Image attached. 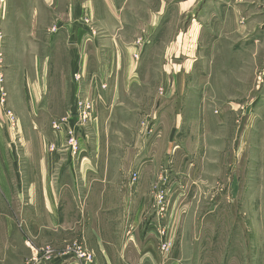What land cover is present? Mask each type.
Listing matches in <instances>:
<instances>
[{
    "label": "rangeland",
    "instance_id": "obj_1",
    "mask_svg": "<svg viewBox=\"0 0 264 264\" xmlns=\"http://www.w3.org/2000/svg\"><path fill=\"white\" fill-rule=\"evenodd\" d=\"M170 5L174 10L167 12L175 16L161 18L156 28L171 25L164 41L174 44L175 56L165 62L161 50L149 73L160 76L168 64L177 82H169L167 89L162 82H146L148 89L132 95L142 104L139 113H97L96 100L80 89L69 99L66 113H53V107L43 115L34 109L25 113L21 100L33 92L45 101L55 92L64 93L39 88L51 69L44 61L53 49L50 38L57 25L54 17L38 16L41 0H0V90L5 92L3 97L0 91V156L9 164L12 150L22 161L28 148L22 141H35L38 134L49 141L47 150L65 155L87 149L120 158L121 153L142 154L135 167L126 163L131 181L124 192L108 199L144 204L133 230L141 238L140 248L127 244L128 259L115 258V264H138L145 237L155 239L152 251L157 257L167 254V264H264V0H169ZM197 54L205 57L200 70ZM226 56L230 65L220 64ZM199 74L206 76L210 113L199 114L196 108L184 115L166 114L162 108L150 112L154 93L171 97L174 107L182 108L186 95L196 97L203 86ZM73 80L80 83L81 72ZM24 83L34 90L24 89ZM35 104L39 108L38 100ZM56 104L63 109L61 98ZM7 110L16 117L14 128ZM41 118L45 129H31L29 123ZM29 148L35 152L37 147ZM121 164L110 159L109 169L118 170ZM121 178L117 172L109 174L112 184ZM136 182L142 193L134 195ZM128 222L130 228L133 221ZM118 237L111 233L116 243ZM165 241L170 243L168 253L162 247ZM77 246L85 247L77 241L70 248ZM119 247L115 245V253Z\"/></svg>",
    "mask_w": 264,
    "mask_h": 264
},
{
    "label": "crops",
    "instance_id": "obj_2",
    "mask_svg": "<svg viewBox=\"0 0 264 264\" xmlns=\"http://www.w3.org/2000/svg\"><path fill=\"white\" fill-rule=\"evenodd\" d=\"M41 1L43 12L38 16L54 17L57 30L50 38L53 43H50L53 47L51 54L44 61V67L50 66L51 69L47 81L44 84L41 81L39 88L41 85L45 93L61 88L64 93L55 92L46 101L39 93L27 94V98L24 96L21 100L25 113L30 114L34 109L45 115L53 107V113H66L69 99H73L80 89L96 100L97 113H139L142 104L132 95L148 89L146 82H162L166 89L169 82H177L175 74L167 69L168 64L160 76L149 73L151 66L155 65L153 59L161 50H164L165 62L175 56L174 44L171 40L164 41L171 33V27L167 26L171 25L156 28L161 18L175 16L167 12L175 7L167 6L169 0ZM18 10L21 11L19 7ZM219 47L221 43L215 44L217 54L221 50ZM202 56L197 54L194 58L198 62L193 59L198 63V70L206 65ZM221 63L230 65L227 56L221 57ZM78 71L82 74L80 83L73 80ZM198 79L203 86L196 97L186 95L182 108L174 107L171 97L163 98L154 93V102H151L155 104L150 106L153 108L150 112L162 108L166 114L184 115L195 110L190 108H196L199 114L210 113L204 87L205 74H199ZM101 83L106 84L104 89ZM23 88L34 90L25 83ZM60 98L64 102L63 109H57ZM29 124L31 129H45V119L42 121V118ZM48 142L39 134L35 141L24 139L22 145L28 148H25L22 161L19 157L14 158L12 150H9L11 163L6 164L7 161L0 156V264H76L75 252L71 253L68 247L77 241L95 256L93 264H113L115 258L119 261L128 259L127 244L132 246L134 243L136 248L141 245V238L134 236L133 230L135 221L143 215L144 204L123 205L119 199H113L124 192L127 182L130 184L126 163H134L135 167L141 162L142 154L121 153L120 158L102 150L89 152L87 149L77 155H65L47 150ZM127 144L138 146L141 141L124 145ZM35 146V152L34 148H29ZM110 159L122 163L118 170L109 169ZM113 172L122 177L118 183L109 181V174ZM116 186L119 187L117 193ZM131 190L134 195L142 193L139 182L134 183ZM111 194L114 198L108 200ZM129 219L133 221L130 228ZM112 232L119 236L117 243L111 239ZM218 233L221 231L214 230L215 235ZM143 240L138 264L168 263L167 254L163 257L158 254L157 257L152 251L156 246L155 239L145 237ZM115 245L119 247L117 253Z\"/></svg>",
    "mask_w": 264,
    "mask_h": 264
},
{
    "label": "built area",
    "instance_id": "obj_3",
    "mask_svg": "<svg viewBox=\"0 0 264 264\" xmlns=\"http://www.w3.org/2000/svg\"><path fill=\"white\" fill-rule=\"evenodd\" d=\"M2 81H3V76L1 75L0 82ZM0 91H1L2 96L4 97L5 95L4 89H1ZM2 102H4V98H2ZM5 114H6V117L8 118L9 123L11 124V127L14 128V126L16 125V117L14 113L11 110H7ZM162 247L165 248L167 252L170 250V243L168 241H165ZM69 250H72V252H75V255L77 257L75 261L76 264H93L95 261V256L91 252L85 249H82V247L80 246H77L74 248L69 247Z\"/></svg>",
    "mask_w": 264,
    "mask_h": 264
}]
</instances>
